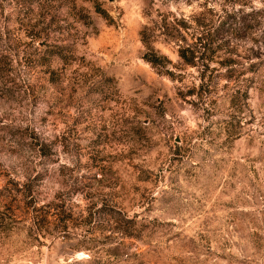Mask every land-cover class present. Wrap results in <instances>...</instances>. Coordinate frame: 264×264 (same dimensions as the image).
<instances>
[{
	"label": "rangeland",
	"instance_id": "rangeland-1",
	"mask_svg": "<svg viewBox=\"0 0 264 264\" xmlns=\"http://www.w3.org/2000/svg\"><path fill=\"white\" fill-rule=\"evenodd\" d=\"M0 264H264V0H0Z\"/></svg>",
	"mask_w": 264,
	"mask_h": 264
},
{
	"label": "trees",
	"instance_id": "trees-1",
	"mask_svg": "<svg viewBox=\"0 0 264 264\" xmlns=\"http://www.w3.org/2000/svg\"><path fill=\"white\" fill-rule=\"evenodd\" d=\"M98 10L105 14L104 11H101V9ZM156 25L158 29L166 27V30H168V27H172L170 22H166L165 17L160 19V23ZM220 27L221 23L207 27L196 24L193 29L194 32L190 34L189 39L186 37V29L188 26L185 21L176 23L175 28L173 26L175 33H170L169 30L167 32H163L166 34V37L169 38V40L172 41L174 45H176L178 57L183 65L195 67L200 73L199 79L202 82L196 87L194 85L191 88L189 94L196 93L198 95L199 91L201 96V89L203 88V83L206 81L205 74L207 70H209L208 60L212 56L211 54L213 49H217L220 46L221 41L218 37V35L221 33L219 32ZM139 35L141 43L144 47L142 58L146 60L158 73L167 76L171 80L181 82V72L176 73V69L173 68L174 64L166 57V55L154 48L153 42L155 37L152 35V33H150V28L147 26L142 27ZM54 54L64 60L72 59L70 55L62 53L60 48L56 49ZM181 94L183 96L186 95L185 93Z\"/></svg>",
	"mask_w": 264,
	"mask_h": 264
}]
</instances>
